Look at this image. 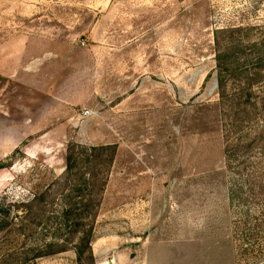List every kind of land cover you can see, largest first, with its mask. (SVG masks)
Returning <instances> with one entry per match:
<instances>
[{"label":"rangeland","instance_id":"obj_1","mask_svg":"<svg viewBox=\"0 0 264 264\" xmlns=\"http://www.w3.org/2000/svg\"><path fill=\"white\" fill-rule=\"evenodd\" d=\"M259 42L264 0H0V264H76L70 245L34 261L79 201L71 143L114 144L115 183L177 180L156 205L147 181L116 185L146 192L129 203L147 230L118 231L138 264H264Z\"/></svg>","mask_w":264,"mask_h":264},{"label":"trees","instance_id":"obj_2","mask_svg":"<svg viewBox=\"0 0 264 264\" xmlns=\"http://www.w3.org/2000/svg\"><path fill=\"white\" fill-rule=\"evenodd\" d=\"M240 47L242 48V46L237 45L234 48ZM231 49L233 48H228L226 51ZM253 50L256 54L255 66L257 68L253 73L256 76H260V72H264V42L253 44ZM222 56H225V54ZM222 56L221 51H219L218 87L220 92L222 91V93H224L226 90L227 76L233 75L234 72L230 67H227ZM238 77L239 76H232V79H238ZM251 87L252 85L248 84V89L243 88L240 90L248 92ZM262 104L264 106V100ZM67 150V174L74 176V171L78 169L79 164H83L87 169L85 173L86 178L84 179V176L81 175L79 188L74 190L79 194V201L74 204L75 208L63 210L62 216L64 219L65 233H59V242L55 240L37 249L34 261L40 258H48L65 253L69 251V245L73 246L75 250L76 264H80L86 254L90 261H94L92 253V244L95 238L94 225L108 184L110 171L116 154V146H100L86 149L81 148L78 144L71 143ZM82 155L84 159L80 160ZM1 216L0 212V224L2 223ZM37 218L38 217L35 219Z\"/></svg>","mask_w":264,"mask_h":264},{"label":"crops","instance_id":"obj_3","mask_svg":"<svg viewBox=\"0 0 264 264\" xmlns=\"http://www.w3.org/2000/svg\"><path fill=\"white\" fill-rule=\"evenodd\" d=\"M112 127H113V131H115L114 129L117 128L116 126L115 127L112 126ZM110 135L114 137V135L111 132ZM101 146H114V144L106 143L105 145H101ZM96 147H100V146H96ZM146 181L149 185L148 189L151 190L150 192L152 193L153 201H155V205H156V195L158 193L157 190L161 189L158 188V186L161 185L164 191L167 190L171 191L173 187L175 188L177 182L176 180L174 183L170 184L173 185V187L167 188L166 186H163V185H167V183L164 182L162 183L160 182L159 179L156 178L151 180L148 177H137V178H129L123 181H121L120 178L117 180L116 183H115V179L108 180V184L106 186V190L104 193V197L96 221L98 225H103L104 223L105 226L95 230L96 237L92 244V253L96 261V264H107V263L108 264H138V260L140 256L138 255L137 248H141V246H138V244L141 241L140 240L141 238L139 237L134 238L135 241L132 242L133 244L128 245L129 240L122 237V235L118 233V231L119 229L122 231H130L129 229H132L134 233H143L144 231L147 230V228L145 227L148 226L146 225L144 226L143 224L144 213L141 210L142 208L139 207L137 203L136 204L129 203L132 201V199L134 200L135 197H139L146 192L144 191V189H139L137 190L138 193L135 195L133 189H130L129 187L124 188L123 184L121 185V187L116 185H119L117 183H125L133 186L135 184H139L140 182L141 185H144L143 183ZM117 202H122V205L117 204ZM121 206L123 207V209H121L122 208ZM131 206L133 208H130ZM103 208H104V212H103ZM154 216H156V214H154ZM101 221H103L102 224ZM153 222L155 223V220ZM153 231L156 232L155 229ZM133 246L136 249L135 255L132 254ZM122 247H124L123 248L124 250H120ZM106 257H108V259H106Z\"/></svg>","mask_w":264,"mask_h":264},{"label":"built area","instance_id":"obj_4","mask_svg":"<svg viewBox=\"0 0 264 264\" xmlns=\"http://www.w3.org/2000/svg\"><path fill=\"white\" fill-rule=\"evenodd\" d=\"M90 115V112L89 111H87V110H84L83 111V116H89Z\"/></svg>","mask_w":264,"mask_h":264}]
</instances>
